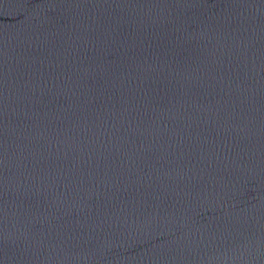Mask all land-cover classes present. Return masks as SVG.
Listing matches in <instances>:
<instances>
[{"label": "water", "instance_id": "obj_1", "mask_svg": "<svg viewBox=\"0 0 264 264\" xmlns=\"http://www.w3.org/2000/svg\"><path fill=\"white\" fill-rule=\"evenodd\" d=\"M0 264H264V0H0Z\"/></svg>", "mask_w": 264, "mask_h": 264}]
</instances>
